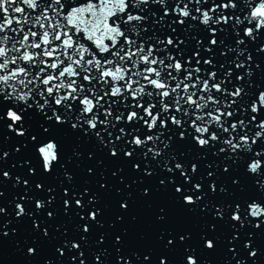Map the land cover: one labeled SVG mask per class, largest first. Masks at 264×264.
<instances>
[{
	"label": "snow or ice",
	"instance_id": "6c2138e0",
	"mask_svg": "<svg viewBox=\"0 0 264 264\" xmlns=\"http://www.w3.org/2000/svg\"><path fill=\"white\" fill-rule=\"evenodd\" d=\"M0 264H264V0H0Z\"/></svg>",
	"mask_w": 264,
	"mask_h": 264
}]
</instances>
